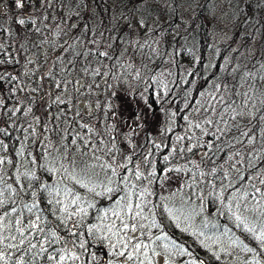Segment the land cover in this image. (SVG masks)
<instances>
[{
	"label": "trees",
	"instance_id": "trees-1",
	"mask_svg": "<svg viewBox=\"0 0 264 264\" xmlns=\"http://www.w3.org/2000/svg\"><path fill=\"white\" fill-rule=\"evenodd\" d=\"M0 6V264H104L111 236L101 227L110 216L104 214L130 217L141 194L156 195L165 173L200 153L190 187L197 202L185 193L170 206L175 213L191 206L187 217H197L204 234L236 237L248 249L239 257L244 261L264 256V103L253 121H235L232 93L205 133L194 113L205 85L232 89L242 75L260 74L254 63L263 60L260 51L233 66L251 43L249 34L235 32L247 18L237 0H24L23 7L0 0ZM250 10L264 19L258 5ZM217 34L224 39L213 44ZM133 43L144 76L130 84L152 111H164L165 127L122 155L119 142L129 141L137 125L124 127L132 114L115 84L116 77L124 81L127 72L119 74L129 68ZM74 77L83 89L100 88L95 98L85 96L94 101L91 113L70 88ZM54 83L64 91L61 100L51 93ZM131 184L140 190L121 193ZM159 225L164 232L166 224ZM173 242L180 262L191 252L187 264L198 258L223 264L218 255H202L204 248Z\"/></svg>",
	"mask_w": 264,
	"mask_h": 264
},
{
	"label": "rangeland",
	"instance_id": "rangeland-1",
	"mask_svg": "<svg viewBox=\"0 0 264 264\" xmlns=\"http://www.w3.org/2000/svg\"><path fill=\"white\" fill-rule=\"evenodd\" d=\"M237 1L243 7V14L245 15L247 13V18L244 19L245 21L241 27L239 25L236 26L238 28H235V32L240 33L239 37L249 34L245 40L250 38L251 43H249V47L244 46V49L239 50V54L236 55L237 59L233 63L234 67L237 66L238 60L243 63L244 60H247L253 54L256 55L255 53L257 51L264 53V36L259 32V28L262 26L260 24H264V19L263 17H260L258 13H253L252 10H250L251 7L256 5H258L259 11L264 10V0ZM2 9L3 6H0V12H2ZM244 15L241 16L240 14L237 18V22H239ZM137 20L141 21V19L139 20V17H137ZM182 22L189 24L190 20L184 18ZM187 29H190V26L182 27V31L179 32H184ZM223 39L224 37H221V34H217L213 40V44L215 42H221ZM236 47H238V45H236ZM257 47L260 49H257ZM130 49L131 50L126 53V60H131L129 61L131 63L128 64L129 68H124L119 76L122 75L124 71L127 72V74L123 78L124 81L116 77L115 85L123 90L122 92L124 94L119 99L120 101L122 100L125 102V109L132 114V119L127 120L124 127L127 129V127L131 125H137V130L134 133L126 135L129 141L119 142V145L122 146V155L129 151L128 144H132L133 151L137 150L140 145L137 139L141 140L143 137H150L153 136V134L157 136L161 135L163 128L165 127L164 111L160 109L152 111L149 105H147L142 93L137 94L134 85L130 84L131 82L129 79H140L144 76L143 72H141L142 68L140 67V63L135 60L141 53L139 45L133 43ZM31 61L33 60H29L30 66L26 65L29 68H33L32 65L34 63L32 64ZM254 63L259 66L261 65V68H259L261 69L259 70L260 74H257L256 76L245 75L244 78L242 75L241 80L234 79L235 82L233 83L237 84L235 85L236 87H233L232 89L229 86H226L225 89L222 90V88H214L211 84H207L202 87L201 91L199 90L200 93L197 104L194 106V113L195 115L197 114L195 117L196 128H198L199 132L205 133L209 129L213 123V119L217 117V110L220 105L228 99L232 93L233 97L235 96L236 99L233 100V103L229 106V110L232 112L231 116L235 121H253V114L257 111L260 104L264 103V58L263 60L256 59ZM50 65L52 68V64ZM243 69L244 71H247L249 68L244 66ZM255 79L260 81V84L256 82L253 83ZM70 82L72 83V79ZM82 83L83 81L81 79L74 77V84L72 83L70 88L72 89L75 87V93H77L76 97L78 98L79 96L78 104L84 110V113L88 114L92 112L91 106L94 101H87L85 96H92V98H95L98 95L97 89L100 88L93 86L92 88L84 87L85 89H83L81 86ZM51 93L56 96V100L64 98V91L59 90V85L57 84H55ZM259 101L261 102L259 103ZM121 104L124 103L121 102ZM202 155V153L197 154L195 160ZM195 160L192 161V164H190L191 162H188V164L186 163L183 166L173 168L174 170L170 173H165L162 184L156 195L149 194L144 198L143 194H141L138 201L133 205V211L130 213L131 218L125 216L121 217L123 215L122 212L117 214L120 216L118 219H110L114 214L116 215V212L114 211L109 214L107 212L104 214L105 216H110L105 217L104 220L106 221L102 223L101 227L108 226L109 236L111 235L108 246L104 248V264H187L192 253L184 252V260L180 262V254L178 250L173 248V243H175L173 241L175 239L178 240L181 245H184V247L190 245L192 249L204 248L205 251H203L205 253H202V255H210L212 253L213 258H218V256H220L223 264H264V256L262 255H259L260 258H251L246 261H244V258H239L246 256L248 254V249L244 247L243 243H238L237 238L229 235L227 231H222L219 236L204 234V231L202 230L204 227L201 228L197 217L191 219L187 217L191 212V206L186 207V209L177 208L176 210L178 213H175L170 206L171 202L180 203V201L183 200L182 198L185 193L187 200H194L197 202L196 199H192L195 198V192L190 189L192 181L196 176L193 171L194 169H199ZM122 168L123 164L115 166L117 172L121 171ZM185 178L188 179V186L186 185L187 182L185 181ZM255 180L252 178V182H256ZM133 184H131L129 188H122L121 193H125L126 191H139V187H136L135 191ZM186 189L188 191H186ZM127 197L131 199L130 196L127 195ZM133 203L134 202H132V204ZM165 214L168 215L170 219H168ZM160 221L166 224L164 232H162L163 227L159 225ZM167 232H169V235L166 234ZM170 233L171 236L175 238L173 241ZM120 253H124V255H120ZM106 259L109 260L106 261ZM191 264H200V262L194 260Z\"/></svg>",
	"mask_w": 264,
	"mask_h": 264
},
{
	"label": "snow or ice",
	"instance_id": "snow-or-ice-1",
	"mask_svg": "<svg viewBox=\"0 0 264 264\" xmlns=\"http://www.w3.org/2000/svg\"><path fill=\"white\" fill-rule=\"evenodd\" d=\"M15 2H16L17 7H23L24 6V0H15ZM143 3H146V0H140V4H143ZM20 23L22 24V23H24V21L21 20ZM109 191H111V189H109ZM2 203L3 202L0 201V204H2ZM33 207H35V205H33ZM81 211H83V209H81ZM37 219L39 220L40 217L37 216ZM120 255H124V253H120ZM129 258H131V257H129ZM3 259H4V257L2 255H0V260H3Z\"/></svg>",
	"mask_w": 264,
	"mask_h": 264
},
{
	"label": "bare ground",
	"instance_id": "bare-ground-1",
	"mask_svg": "<svg viewBox=\"0 0 264 264\" xmlns=\"http://www.w3.org/2000/svg\"><path fill=\"white\" fill-rule=\"evenodd\" d=\"M182 247H183V245H182ZM185 250V249H184Z\"/></svg>",
	"mask_w": 264,
	"mask_h": 264
}]
</instances>
